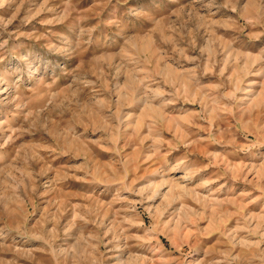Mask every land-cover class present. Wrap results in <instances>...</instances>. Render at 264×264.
Returning <instances> with one entry per match:
<instances>
[{
  "label": "rangeland",
  "instance_id": "1",
  "mask_svg": "<svg viewBox=\"0 0 264 264\" xmlns=\"http://www.w3.org/2000/svg\"><path fill=\"white\" fill-rule=\"evenodd\" d=\"M0 264H264V0H0Z\"/></svg>",
  "mask_w": 264,
  "mask_h": 264
}]
</instances>
